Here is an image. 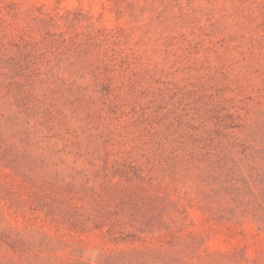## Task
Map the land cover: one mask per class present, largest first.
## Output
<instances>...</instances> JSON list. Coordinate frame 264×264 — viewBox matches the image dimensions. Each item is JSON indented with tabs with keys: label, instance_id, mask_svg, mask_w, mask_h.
<instances>
[{
	"label": "rangeland",
	"instance_id": "374dc122",
	"mask_svg": "<svg viewBox=\"0 0 264 264\" xmlns=\"http://www.w3.org/2000/svg\"><path fill=\"white\" fill-rule=\"evenodd\" d=\"M0 264H264V0H0Z\"/></svg>",
	"mask_w": 264,
	"mask_h": 264
}]
</instances>
